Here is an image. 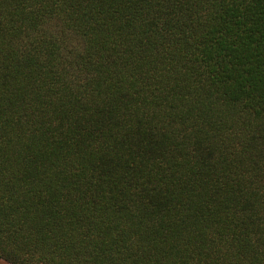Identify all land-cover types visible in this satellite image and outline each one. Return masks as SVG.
Segmentation results:
<instances>
[{"label":"trees","instance_id":"obj_1","mask_svg":"<svg viewBox=\"0 0 264 264\" xmlns=\"http://www.w3.org/2000/svg\"><path fill=\"white\" fill-rule=\"evenodd\" d=\"M0 259L264 264V0H0Z\"/></svg>","mask_w":264,"mask_h":264},{"label":"rangeland","instance_id":"obj_2","mask_svg":"<svg viewBox=\"0 0 264 264\" xmlns=\"http://www.w3.org/2000/svg\"><path fill=\"white\" fill-rule=\"evenodd\" d=\"M0 264H6L2 259H0Z\"/></svg>","mask_w":264,"mask_h":264}]
</instances>
